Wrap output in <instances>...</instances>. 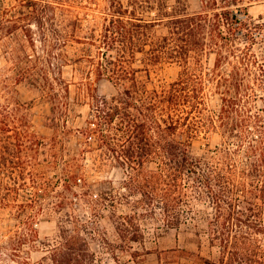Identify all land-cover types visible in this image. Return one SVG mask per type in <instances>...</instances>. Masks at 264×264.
<instances>
[{
  "label": "trees",
  "instance_id": "1",
  "mask_svg": "<svg viewBox=\"0 0 264 264\" xmlns=\"http://www.w3.org/2000/svg\"><path fill=\"white\" fill-rule=\"evenodd\" d=\"M245 1L200 0V9L190 11L191 0H109L93 72L117 92L101 95L90 82L91 114L79 129L84 148L126 169L125 192L116 195L134 206L126 214L114 204L109 208L116 229H141L138 219L146 213L160 229H197L219 249L217 258L200 254L205 264H264V14L251 16ZM144 12L155 15L145 18ZM29 15L44 27L42 10ZM53 59L48 52L40 72L29 66L19 74L53 103L49 119L57 135L44 163L40 153L47 143L19 115L23 105L0 108V209L15 211L22 229L31 231L39 219L33 211L44 210L42 198L80 180L72 171L46 172L56 167L69 131L58 122L61 97L53 80L62 79L50 77ZM166 62L181 65L179 77L150 86L151 73ZM203 133H216L220 142L207 143L198 155L194 142ZM106 209L103 203L95 218ZM59 229L70 228L60 223ZM62 238L53 264H93L85 238ZM14 252L13 259L29 264V250Z\"/></svg>",
  "mask_w": 264,
  "mask_h": 264
},
{
  "label": "rangeland",
  "instance_id": "2",
  "mask_svg": "<svg viewBox=\"0 0 264 264\" xmlns=\"http://www.w3.org/2000/svg\"><path fill=\"white\" fill-rule=\"evenodd\" d=\"M191 1L190 11L199 10L200 0ZM245 2L248 13L254 18L264 14V0ZM109 4V0H0V108L15 107L17 102L23 105L19 115H26L32 129L47 143L40 153L44 163L51 140L57 135L49 119L53 116V103L42 94L40 87L20 79L19 74L29 66L40 72L47 53L55 55L50 77L62 79L61 82L53 80L61 97L62 116L58 122L69 131L65 134L64 151L52 153L56 152V167L46 172L53 176L72 171L80 177L78 184H73L70 190L60 187L57 191L61 194L52 192L42 198L43 212L33 211L39 217L36 230L22 229L15 211L0 209V264H23L12 258L17 249L29 250V264H53L51 255L67 233L79 234L86 239L93 254V264H205L200 254L212 258L219 255L218 247L210 245L208 235H198L197 229H160L159 222L147 213L138 219L141 229H116L114 218L110 217L109 208L113 204L118 207V214L130 213L133 209L132 203L116 195L125 192L122 183L126 169L111 156L84 148V137L79 131L91 114L90 82L98 87L101 95L117 92L110 81L97 79L93 72V59L98 58L94 43L103 30ZM41 10L48 15L44 27H39L29 15L31 11L36 15ZM150 15L155 13L144 12L145 18ZM58 41L61 44L55 45ZM25 55H30L31 63L25 61ZM205 60V65L212 67L214 55ZM138 65L139 62L134 63V66ZM181 70L178 63H163L151 73L149 85L174 81ZM146 73L141 74L146 78ZM215 105L213 101L212 106ZM219 142L216 133H203L194 142L195 153L202 154L207 143L215 146ZM113 191L114 195L111 194ZM103 203L108 209L103 211L104 217L97 219L94 214ZM83 222L87 227L74 229ZM60 223L70 228L65 230L67 233L59 229ZM126 233L134 234L138 241H130Z\"/></svg>",
  "mask_w": 264,
  "mask_h": 264
}]
</instances>
